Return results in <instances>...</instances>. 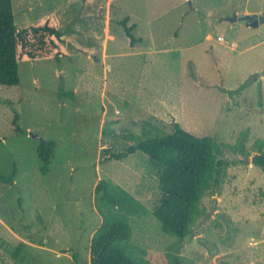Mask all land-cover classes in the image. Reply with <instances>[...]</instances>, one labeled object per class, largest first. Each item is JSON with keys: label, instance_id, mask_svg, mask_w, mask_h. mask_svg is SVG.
<instances>
[{"label": "rangeland", "instance_id": "rangeland-1", "mask_svg": "<svg viewBox=\"0 0 264 264\" xmlns=\"http://www.w3.org/2000/svg\"><path fill=\"white\" fill-rule=\"evenodd\" d=\"M13 3L19 28L52 17L67 54L22 60L20 84L0 85V175L17 170L13 184L0 179V264H90L102 221L94 194L100 179L148 209L129 217L130 243L147 252L138 251L142 264H170L172 255L183 264H264V171L232 155L246 130L252 159L255 141L264 140V76L253 80L264 71V23L229 20L262 13L264 0ZM127 17L142 39L133 47L119 23ZM248 43L256 47L246 50ZM62 89L73 99L60 97ZM174 122L212 137L218 159L235 161L202 198L207 213L215 204L212 215L182 240L152 212L161 192L149 156L138 150L105 159L172 134ZM42 139L56 142L47 174L37 152Z\"/></svg>", "mask_w": 264, "mask_h": 264}, {"label": "trees", "instance_id": "trees-1", "mask_svg": "<svg viewBox=\"0 0 264 264\" xmlns=\"http://www.w3.org/2000/svg\"><path fill=\"white\" fill-rule=\"evenodd\" d=\"M51 18L47 17L37 25L19 28L15 21L13 0H0V85L20 84L19 64L22 60L38 59L45 55L60 60L62 54H67L63 45L65 32L51 23ZM128 22V17L119 21L133 47L142 39L133 33L135 23ZM68 32L76 31L70 29ZM28 47L34 50H29ZM43 52L45 54L41 55ZM59 95L71 99L75 96L73 92L63 89ZM173 124L172 134L148 137L125 152L112 153L105 159L120 160L138 150L149 156L152 167L159 172L161 192L159 204L152 212L161 222L165 233L182 240L190 234L195 222L206 215L207 211L201 206L206 192L221 186L226 169L235 161L218 159V146L212 137L197 136L184 129L178 122ZM17 131L25 132L21 129ZM248 134V130L243 133L240 150L246 155H249L244 151ZM255 145L259 153L254 155L253 162L264 171V140L257 139ZM55 147V141L42 139L37 148L42 162L40 171L43 174L51 170ZM227 148L233 149L231 146ZM16 174L17 170L14 168L9 179L2 175L0 179L13 184ZM94 194L102 221L91 238L90 264H142L139 252H147L134 249L130 243L132 229L129 217L148 212L147 207L124 187L107 179L97 182ZM170 264H183V259L179 255H172Z\"/></svg>", "mask_w": 264, "mask_h": 264}, {"label": "water", "instance_id": "water-1", "mask_svg": "<svg viewBox=\"0 0 264 264\" xmlns=\"http://www.w3.org/2000/svg\"><path fill=\"white\" fill-rule=\"evenodd\" d=\"M229 20L230 21L245 20L248 26L258 27L260 24L264 23V11L262 13L252 12V13H247V14H244V13L235 14L232 17H230ZM263 76H264V71L261 73L255 74L253 76V80L256 78H262ZM232 155H233V158L238 161H242L244 163H253V159L250 155H246L241 152H233V151H232ZM214 210H215V204L213 206V209L210 212L206 213L203 220H206L208 217H210ZM215 215L216 217H219L225 222V220L219 214L215 213Z\"/></svg>", "mask_w": 264, "mask_h": 264}, {"label": "crops", "instance_id": "crops-1", "mask_svg": "<svg viewBox=\"0 0 264 264\" xmlns=\"http://www.w3.org/2000/svg\"><path fill=\"white\" fill-rule=\"evenodd\" d=\"M252 12H256V11H246L245 13H252ZM258 13H261V12H258ZM233 44L234 45H237L236 42H234ZM248 44L249 45L245 48L246 50H252V49H254L256 47L255 44H250V43H248Z\"/></svg>", "mask_w": 264, "mask_h": 264}]
</instances>
